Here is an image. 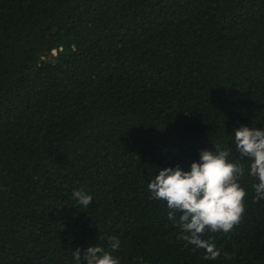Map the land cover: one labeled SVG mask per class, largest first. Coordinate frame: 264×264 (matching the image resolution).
<instances>
[{
  "label": "trees",
  "instance_id": "1",
  "mask_svg": "<svg viewBox=\"0 0 264 264\" xmlns=\"http://www.w3.org/2000/svg\"><path fill=\"white\" fill-rule=\"evenodd\" d=\"M241 126L264 128V0H0V264H75L113 235L121 264H264L254 178L239 225L204 236L215 260L147 187Z\"/></svg>",
  "mask_w": 264,
  "mask_h": 264
},
{
  "label": "clouds",
  "instance_id": "2",
  "mask_svg": "<svg viewBox=\"0 0 264 264\" xmlns=\"http://www.w3.org/2000/svg\"><path fill=\"white\" fill-rule=\"evenodd\" d=\"M232 142L235 148L224 149L213 143L215 152L202 149L200 159L193 161L188 171L179 165L159 169L147 186L151 199L166 202L168 219L180 230L178 238L193 251L203 249L205 260L221 255L213 237L204 238L206 232L229 234L245 213L247 192L241 185L245 175L258 181L252 185L253 199H264V128L241 126ZM233 151L239 159H230ZM244 158L250 162L247 172L241 163ZM73 198L83 208L93 202L83 189L73 190ZM120 247V239L113 235L108 237L107 249L97 244L84 251L77 248L72 254L75 264H121L114 255Z\"/></svg>",
  "mask_w": 264,
  "mask_h": 264
}]
</instances>
